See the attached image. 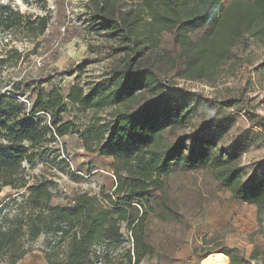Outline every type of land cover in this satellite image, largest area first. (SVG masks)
I'll return each instance as SVG.
<instances>
[{"label": "trees", "instance_id": "obj_1", "mask_svg": "<svg viewBox=\"0 0 264 264\" xmlns=\"http://www.w3.org/2000/svg\"><path fill=\"white\" fill-rule=\"evenodd\" d=\"M223 1L140 0L135 12L121 15L117 0H91V21L110 43L100 49L107 58L120 55V62L88 91L72 85L66 94L41 89L43 79L31 87L23 79L6 80L3 73L40 55L58 36V27L67 22V0H54L53 12L46 0H21L37 14L0 4V190L14 192L0 203V264H18L41 236L45 264H140L154 254L145 223L148 212L164 204V178L173 165L212 168L234 200L253 205L257 218L264 215L263 182L253 176L243 180L238 156L190 151V136H176L191 123L185 102L198 94L167 83L141 60L147 49L159 47L164 33L173 32L182 49L183 78L202 80L235 58L234 49L245 50L251 42L264 48V0H232L225 6ZM198 24L208 30L193 43L187 29ZM66 36L69 41L73 34ZM25 43L32 44L30 51L19 50L17 45ZM25 91L33 94L27 103L14 97ZM202 102L213 108L242 104L264 132L263 117L250 112L243 95L224 103ZM71 111L84 113L81 124L63 119ZM69 135L77 137L85 153L113 160L114 188L79 192L65 205H52L51 183L32 178L28 170ZM167 136L174 140L168 143ZM226 256L230 264H241Z\"/></svg>", "mask_w": 264, "mask_h": 264}, {"label": "rangeland", "instance_id": "obj_2", "mask_svg": "<svg viewBox=\"0 0 264 264\" xmlns=\"http://www.w3.org/2000/svg\"><path fill=\"white\" fill-rule=\"evenodd\" d=\"M46 1L53 12L54 0ZM117 1L121 15L135 12L140 2ZM231 1L224 0L222 4L225 6ZM0 4L22 13H38L21 0H0ZM92 8L91 0H67V22L57 26L58 36L47 48H42L44 51H39L40 55H32L16 70L4 72L3 77L13 81L23 79L24 84L31 87L43 79L41 89H56L63 94L72 85L88 91L120 62V55L107 58L101 51L109 42L95 30L90 17ZM67 10L73 16V23ZM61 27L66 29L62 37ZM207 30L208 26L198 24L188 28L187 35L195 43ZM67 32L73 34L69 41L65 40ZM173 38V32L164 33L159 47L147 49L141 60L154 66L167 83L198 94L185 102L191 123L177 131L176 136L183 133L190 136V151L202 148L210 156L221 152L238 156L236 166L243 172V180L253 176L264 186V132L250 120L242 104L224 103L243 95L249 100L250 112L264 119V48L251 42L245 50L234 49L235 58L222 66L214 77L187 80L183 78L182 49ZM17 46L19 50L32 49L29 43ZM24 95L27 102L33 98L29 91ZM211 98L224 104L213 108L202 102ZM84 116V113L71 111L63 119H72L79 125ZM167 140L170 143L174 137L167 136ZM49 148L28 172L32 178H45L51 183L52 205H65L79 192L113 191L115 178L111 158L85 153L74 135L63 137ZM164 184V204H156L148 212L145 223L146 241L153 247L154 254L140 264H203L206 257L215 254L223 255L226 264H230L226 254L241 264H264V215L259 219L253 205L234 200L230 192L218 184L212 168L173 165ZM12 194L9 189L0 190V203ZM121 232L130 244L129 230L123 227ZM44 242L45 237L41 236L33 244V252L18 264H45L41 253Z\"/></svg>", "mask_w": 264, "mask_h": 264}, {"label": "bare ground", "instance_id": "obj_3", "mask_svg": "<svg viewBox=\"0 0 264 264\" xmlns=\"http://www.w3.org/2000/svg\"><path fill=\"white\" fill-rule=\"evenodd\" d=\"M203 264H226V258L221 254L211 255L204 259Z\"/></svg>", "mask_w": 264, "mask_h": 264}, {"label": "built area", "instance_id": "obj_4", "mask_svg": "<svg viewBox=\"0 0 264 264\" xmlns=\"http://www.w3.org/2000/svg\"><path fill=\"white\" fill-rule=\"evenodd\" d=\"M67 15L71 18V22L73 23L74 22L73 16H72V14H70L69 10H67ZM65 30H66L65 27L59 28L60 37L64 36ZM57 43H58V41H55V44H57Z\"/></svg>", "mask_w": 264, "mask_h": 264}, {"label": "water", "instance_id": "obj_5", "mask_svg": "<svg viewBox=\"0 0 264 264\" xmlns=\"http://www.w3.org/2000/svg\"><path fill=\"white\" fill-rule=\"evenodd\" d=\"M1 95H3V96H5V95H7L6 93H5V91H1ZM16 99H18V100H20V101H22V102H24V103H27V101H25V95L23 94V95H15L14 96Z\"/></svg>", "mask_w": 264, "mask_h": 264}]
</instances>
